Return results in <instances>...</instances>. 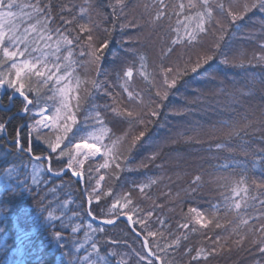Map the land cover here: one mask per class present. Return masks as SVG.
Segmentation results:
<instances>
[{"label":"trees","instance_id":"1","mask_svg":"<svg viewBox=\"0 0 264 264\" xmlns=\"http://www.w3.org/2000/svg\"><path fill=\"white\" fill-rule=\"evenodd\" d=\"M19 2L35 3L36 0ZM48 2L49 0H41V6ZM166 2L169 5H187L188 0ZM223 2L226 7L231 5L233 11L239 12L242 11L244 0ZM89 4L92 5L91 14L82 19L79 9L87 8ZM115 4L116 0H51L54 20L51 26H59L62 30L68 27L74 30L71 35H76L79 33L78 26L87 24L92 29L94 40H109V47L101 61L104 75L98 78L106 83L95 93V103L101 106L97 110L102 111L105 126L110 129L112 139L128 134L126 141L119 146V153L121 156H127L128 162L118 161L121 162L122 170H117L110 160L109 167L104 169L99 168V165L104 163L102 156L86 158L80 155L78 159L84 161L83 165L73 164L69 169L68 157L59 156L61 150L69 148L68 141L62 143L55 153L51 152L46 143V140L54 143L56 136L62 135V132L51 128H34V121L39 117H33V112L38 109L33 108L25 115L18 110L22 99L17 95L14 101L9 103L10 90L0 89V122L7 125L6 129L0 132V264H88L86 257L96 258L91 249L94 242L98 243L101 255L113 251L126 254L109 257L112 264L120 258H128L127 255L131 257L129 264H136L137 258L133 255V249L144 255L147 252V249L142 247L145 238L151 250L161 256L154 264H264V251L260 250L264 248V244L260 243L261 234L256 231L259 220H250L248 225L235 232L232 230L233 225L228 223L234 220L232 212L225 214L224 210H221L219 222L223 225L222 228H216L213 223L207 228L196 225L197 232H191L189 229L176 231L177 224L185 222L181 217L190 207L199 208L204 212L205 220L212 219L211 206L222 203L224 196H231L232 188L237 187L235 182L240 181L242 177L244 183L239 187H248L249 196L257 194V190L252 188L253 182H264V168L261 167H248L247 170L239 167L227 170L217 168L227 161L245 164L264 156V63H258L256 59L264 55V13L253 9L243 20L237 22L238 27L230 24L226 13H216L215 19L219 20L220 24L213 22L208 34L201 35L199 43L189 45L178 40L176 45H172L171 41L177 39V21L183 23L184 16L192 14L194 10L186 8L180 13L177 8L173 14L170 6V19L166 14L164 18L153 21L156 9L145 8V5L152 4V0H125L126 6L122 10L119 7L114 10ZM61 17L63 20H75L65 26ZM129 24L135 26L129 27ZM220 25L226 29L220 49L223 55L218 53L197 73H189L181 78L164 101L166 106L160 109L159 117H144L146 122L149 119L153 122L147 124L145 137L129 152L132 138L144 131V126L139 125L130 130L126 122L113 123L111 117L102 110L103 104L111 102L110 98H99L103 96L105 88L112 92L118 101H122L123 107L128 103L127 94L122 91V81L117 79V72L122 74L133 61L138 66V57L142 55L145 57L146 72L154 73L158 83L162 79L161 65L165 68L176 65L182 67L189 58L194 63L199 55L209 51L216 42V37L221 35ZM79 35L80 44L85 43L87 34ZM179 36L186 39L183 28H180ZM169 47H173L174 52L167 53ZM129 49L136 50L138 55H132ZM79 52L77 45L72 59L87 60L86 56L81 58ZM60 55H67V52L62 51ZM225 58L229 60V64L222 63ZM3 59L0 52V60ZM22 59L24 58L20 57L16 62L19 63ZM241 60L244 61L243 67L238 66ZM11 64L12 61L0 63V74L15 78V69L11 68ZM73 67L75 75L81 80L85 77L88 80L97 79L93 66ZM21 75L24 76V73ZM22 82L26 87L33 89L29 92L33 99L39 91L42 106L44 101H47L49 107L52 105V101L47 98L53 94V83L44 85L34 74ZM131 83L132 89L143 91L147 96L149 84L143 77L134 72ZM70 86L74 87L75 82ZM84 88L85 85H80L81 96L85 95ZM154 93L153 88L152 98L159 103ZM234 97L238 98V103L232 102ZM185 108L194 111L173 114L174 111ZM136 110L139 111L140 108L137 107ZM90 114L92 113L89 105L82 103L77 113L78 127L83 129L85 124H92V121L87 119ZM222 121L233 122L238 128L248 126L246 139L249 143L246 147L241 148L235 137L232 141H226V135L231 129L223 125ZM25 124L29 127H22ZM181 134L192 136L194 139L185 141ZM76 142L78 141L72 140L73 144ZM105 142H109L107 137ZM225 142L235 150L229 152L216 149V144ZM21 148L24 149L23 152ZM28 148H32V155H41L44 160L33 161L27 152ZM153 154H156L154 160L151 159ZM33 163L38 165V170L43 169L38 171L37 183L33 182L31 176ZM49 164L51 172L48 171ZM67 169L69 170L64 173ZM96 169L99 171H95ZM89 170H92L91 182ZM73 172L81 173L85 181L84 186ZM56 173L64 174L58 176ZM114 173H118V179ZM100 176L105 179L96 189L97 192L102 190L101 199L97 201L92 189ZM197 176L201 178V186L193 194L191 189L197 187ZM150 179L156 182L143 193L138 187H133L134 183L147 184ZM109 188L113 190L112 193L104 195ZM124 193H130L133 205H138L145 212L150 210L154 203L163 206V211L154 213L148 221V230L163 232L164 239L159 236L146 237V233H141L140 227L136 225L134 227L142 235L141 238L124 218L113 225L99 223L93 219L95 217L107 221L123 217L118 213H110L109 208L116 197ZM157 216L170 218L166 227H161L158 222L154 223ZM244 218L247 219V216ZM133 219H136L135 214ZM168 227L176 235L186 234L187 239H181L179 245H173L174 237L169 236ZM101 228L103 231H99ZM113 241L117 243L113 244ZM157 244L161 248L167 245V250L159 251ZM213 248L216 249L215 252L212 251ZM198 249H205L206 252L194 260Z\"/></svg>","mask_w":264,"mask_h":264},{"label":"snow or ice","instance_id":"2","mask_svg":"<svg viewBox=\"0 0 264 264\" xmlns=\"http://www.w3.org/2000/svg\"><path fill=\"white\" fill-rule=\"evenodd\" d=\"M235 2V0H233ZM126 6L125 0H116V4L113 5L115 10L119 7L121 10ZM171 6L173 14L175 10L179 8L180 13H183L185 9L194 10L192 14L184 16V22L181 23L177 21V39L171 41L172 45H176L178 40L189 45L194 43H199V38L201 35L208 34L211 29V25L215 22L217 25L220 24L219 20L215 19V14L219 13L221 15L227 14L229 17V22L233 26H237L238 21L244 19V16L251 12L253 9H259L260 12L264 13V0H244L242 5V11H233L231 5L225 6L223 0H188L187 5L184 3L171 4L166 2V0H152L151 5H145V8H155V16L152 18L153 21H158L168 14V8ZM18 9V11H14ZM63 11V9H61ZM92 11V5L89 4L87 8L80 7L79 14L83 19L90 16ZM99 15V13H97ZM168 18H171V14H168ZM63 20V17H61ZM73 20H63L65 26L70 25L74 22ZM34 21V23H33ZM54 23L52 17V5L51 0L47 4L41 6V0H36L35 3H22L19 0H0V52L3 54V60L12 61L11 68L15 69V78L10 75L0 74V89L7 88L10 90L11 95H9V103L14 101L15 97L18 95L22 99V104L18 109L20 112L27 115L33 108L38 109L33 112V117H39L34 121V128H44V129H55L58 132H62V135H57L55 142L51 140H46L48 147L52 153H55L57 149H60L61 144L66 140L68 141L69 148L67 150H61L59 153L60 157L67 156V166L69 169L73 167V164L83 165L84 161L78 159V156L83 155L84 157H98L102 156L104 158V163L99 165V168L107 169L109 167V161L111 160L114 164L115 169L122 170L121 162H128L127 156H121L119 153V146L126 141L127 133L123 136L116 137L112 139L110 136V129L105 126V117L102 115L101 110H97L101 106L95 103L97 97L95 93L99 92L101 88L104 87V81H100L98 78L104 75L101 69V61L104 56L105 50L109 47V40L104 39L102 41H96L91 35L92 29L88 27L87 24H80L79 33H86L87 40L85 43L80 44V35H71L74 31L65 27L63 30L61 27H52ZM129 27L135 26L134 24H129ZM180 28L184 30V37L179 36ZM226 31L223 25H220L221 35L216 37V42L212 45L209 51L204 52L199 55L195 62L191 61V58L186 60L181 67L176 65L175 67H160V74L162 79L157 83L155 80L154 73L146 72L145 57L140 55L138 57L139 64L137 66L136 62L133 61L132 64L127 66L122 74L120 72L116 73L117 79L122 81L120 85L122 91L127 94V104L121 107L122 101H118L116 97L113 96L112 92L108 91L106 88L103 92V96L100 99L110 98L111 102L105 103L102 106L103 112L111 117L113 123H123L126 122L129 125V129L143 125L144 131L139 132L138 135L134 136L129 144L128 151L131 152L132 148L137 146V142L141 141V138L145 137L147 132V124L153 121L149 119L147 122L144 117H159L160 109L165 107L164 101L169 97V93L176 88L177 84L180 82L183 76H187L189 73H197L198 70L202 69L204 65H207L214 57L220 52L221 41L223 40V32ZM67 33V34H66ZM79 45L81 58L87 57V60H73L74 49ZM62 51H66L67 55H60ZM132 55L137 56V52L134 49H129ZM174 52L173 47L167 49V53ZM23 57L19 63L16 59ZM258 63H264V55H260L257 58ZM222 63L229 64L227 58L222 60ZM251 63V61H249ZM51 65V66H50ZM74 65H80L83 67L93 66L97 75V79L88 80L86 77L81 80V78L75 75ZM237 66V65H234ZM244 66V61L241 60L239 65ZM134 72L143 77L149 84L147 90V96L143 91H135L132 89V80ZM24 73V76L21 74ZM38 78L44 85H48L50 82L55 85L52 90L53 94L47 99L52 101V105L49 107L47 101H44L43 106L41 105V99L39 91L36 92V98L33 99L29 92L33 91L30 87H26L25 83L22 81L31 75ZM151 77V79H149ZM75 82V86H70L72 82ZM85 85L84 92L85 95H80V85ZM90 85V86H89ZM155 89V97L158 98L159 103L152 98V89ZM223 91V89H221ZM241 94H244L241 92ZM233 103H238V98H233ZM82 103H87L91 109V113L87 119L92 121L91 125L85 124L84 128L78 127V117ZM139 107L140 110L137 111L136 108ZM191 109H181L179 111H174V115H179L181 112H192ZM51 113V114H48ZM223 125L229 127L231 130L226 135V141H232L235 137L241 148L246 147L249 141L246 139L247 136V125L244 128H238L235 123L230 121H222ZM7 125L0 122V132L6 129ZM22 127H29L25 124ZM91 129L90 131L88 129ZM243 133V135H242ZM71 134V135H69ZM106 137L108 138V143L105 142ZM181 138L185 141H190L194 139L192 136H184L181 134ZM77 140L78 142L72 143V140ZM92 141L91 143L89 141ZM14 142L15 139H14ZM175 143V141H173ZM218 150H226L229 152L234 151V148L229 147L228 143H219L215 145ZM21 152L24 151L23 148L20 149ZM74 150V151H73ZM32 148H28L27 152L32 153ZM264 151V150H262ZM247 155V152H245ZM156 154H153L151 159H155ZM33 161L42 162L44 157L41 155L31 156ZM146 167V165H143ZM32 167V180L37 183L38 180V165L33 163ZM231 167H239L247 170L248 167L255 169L256 167L264 168V156L257 157L252 161L241 164L235 161H227L222 165H218V170H227ZM48 171L51 172V165L49 164ZM91 171L89 170V182H91ZM95 171H99L96 169ZM60 173H56L59 175ZM73 175L80 177V172H73ZM117 179L119 178L118 173L113 174ZM105 179L104 176H100L99 179L95 181V187L92 192L95 193V199L99 201L101 199V192H97L96 189L100 187V182ZM197 187L191 189L192 193L195 194L200 185L201 178L197 176L196 178ZM156 181L149 180L147 184H133V187H138L143 193L144 190ZM237 187L232 188L231 196H224L223 202H218L216 205H212V219L205 220V214L199 208L190 207L187 213H183L182 219L184 223L177 224L176 231L179 232L181 229H189L191 232H197L198 229L196 225H200L202 228H207L209 225L215 223L216 228H222L223 225L219 222V213L224 210L225 214L232 212L234 220L229 221L230 225H233L232 230L238 232L242 226L249 224L250 220H259V227L256 231L261 234L260 243L264 244V182L256 184L253 182L252 188L257 190V194L249 196L248 187H239L240 184L244 183V177L240 181L235 182ZM112 189L109 188L107 193L104 195H109L112 193ZM243 193V195H242ZM119 206V207H117ZM163 206L156 205L155 203L151 206L150 210L141 209L138 205H133V200L130 193H124L121 196H117L114 203L109 208L110 213H118L120 216L126 217L127 222L130 225L140 227L141 233H146V237H157L164 239L163 232L157 233L154 231H149L150 224L148 221L153 217L154 213L162 212ZM256 215H253V213ZM135 214L136 219H133ZM52 216V213L49 212ZM247 216V219L244 217ZM163 216H157V221L161 227H166L167 220ZM104 223L109 225L113 224V220H107ZM191 225V227H190ZM252 229H250L251 231ZM103 231V229H99ZM170 237L172 239L173 245H179L181 239H187L186 234L176 235L173 233L170 227L167 228ZM59 235V233H58ZM243 239V237H241ZM219 240V237H217ZM117 243L116 241L112 242ZM142 247L149 249L144 255L136 252L133 249V255L137 258L136 264H154L155 260L161 259L158 252H153L149 248L147 238L142 242ZM159 251H166L167 245L161 248L159 244L156 245ZM92 253L95 254L96 258L92 259L91 256L86 257L88 264H112V260L109 257L123 256L126 254L117 253L115 251L107 253V255H101L98 248V243L94 242L91 245ZM215 248L212 249L215 252ZM264 251V248L260 249ZM197 254L193 259L200 258L205 254V249L196 250ZM191 249H189V253ZM115 264H129L128 261L124 259L116 260Z\"/></svg>","mask_w":264,"mask_h":264},{"label":"water","instance_id":"3","mask_svg":"<svg viewBox=\"0 0 264 264\" xmlns=\"http://www.w3.org/2000/svg\"><path fill=\"white\" fill-rule=\"evenodd\" d=\"M30 155L33 156L32 153H30ZM50 165H51V164H50ZM68 170H69V169H68ZM68 170H66L64 173H66ZM64 173H63V174H64ZM63 174H60V175H58V176H61V175H63ZM74 176H75V175H74ZM75 177L78 178L79 180H81V181H82V184H83V186H84V184H85L84 177H81V176H80V177L75 176ZM89 207H91V203L89 204ZM122 218L126 219V217H120V218H118V219H116V220H113V221H114L113 224H115L119 219H122ZM93 219H94L96 222H99V223H103V224L109 225V224H107V223H104L105 221L98 220V219H96L95 217H93ZM113 224H111V225H113ZM131 227H132V229L136 232V234H137L138 236H140L141 238H143L142 235L136 231V229H135V227H134L133 225H131ZM148 244H149V243H148ZM149 248L151 249L150 245H149ZM146 249H147V248H146ZM148 251H149V249H147V252H148ZM151 251H152V250H151ZM160 264H162V263L160 262Z\"/></svg>","mask_w":264,"mask_h":264},{"label":"rangeland","instance_id":"4","mask_svg":"<svg viewBox=\"0 0 264 264\" xmlns=\"http://www.w3.org/2000/svg\"><path fill=\"white\" fill-rule=\"evenodd\" d=\"M49 114V113H48ZM91 143V142H90ZM40 169V168H39ZM68 170V169H67ZM66 171V170H65ZM81 177H83L82 175H81ZM128 256V258H120V259H124V260H126V261H128V262H130V260H131V257L129 256V255H127Z\"/></svg>","mask_w":264,"mask_h":264}]
</instances>
